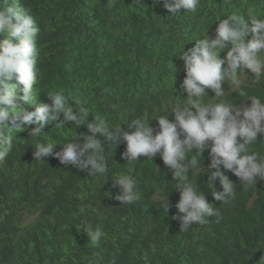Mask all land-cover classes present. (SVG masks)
Masks as SVG:
<instances>
[{
    "label": "trees",
    "instance_id": "16d2710c",
    "mask_svg": "<svg viewBox=\"0 0 264 264\" xmlns=\"http://www.w3.org/2000/svg\"><path fill=\"white\" fill-rule=\"evenodd\" d=\"M10 2L0 0V8ZM20 2L40 27L37 102L51 103L48 94L63 90L70 105L79 99L89 110V120L99 115L125 130L136 118L153 128L160 116L174 119L172 110L187 98L180 88L185 73L178 55L207 32L214 38L221 19L249 7L247 0H200L195 14L182 9L170 15L154 0ZM5 38L0 34V40ZM224 87V97L213 99L208 90L203 102L249 104L248 94L241 97L228 84ZM258 97L264 101L262 94ZM80 133L89 134L86 126L71 123L60 129L48 126L40 137L13 133L12 147L0 162V264H259L264 256V181L258 178L245 190L238 177L225 172L237 194L220 206L207 188L210 157L205 150L189 176L219 207V216L180 232V223L171 218L178 213L180 195L159 155L126 164L122 142L106 153L107 172L97 176L62 165L55 156L34 160L37 142H54V151H60ZM250 147L264 156V142ZM121 174L137 182L140 199L134 204L114 199L119 188H113V180ZM215 187L222 191L218 180ZM167 197L168 213L160 207ZM86 223L103 230L99 246L88 244Z\"/></svg>",
    "mask_w": 264,
    "mask_h": 264
},
{
    "label": "clouds",
    "instance_id": "9594fccd",
    "mask_svg": "<svg viewBox=\"0 0 264 264\" xmlns=\"http://www.w3.org/2000/svg\"><path fill=\"white\" fill-rule=\"evenodd\" d=\"M247 1L248 10L236 11L218 22L214 38L207 32L193 47L184 48L178 55L185 73L180 88L187 98L182 106L172 110L170 115L174 119L160 116L155 119L158 127L153 128L149 121L136 118L127 123L125 130L121 125H109L99 115L89 120V110L79 99L70 105L63 90L48 94L51 103L37 102L40 27L20 0H11L0 8V34L6 37L0 40V162L12 147L14 132L29 131L30 137H40L48 126L55 129L67 123L77 128L86 126L89 134L80 133L64 143L60 151H54L57 148L54 142H37L34 160L55 156L62 165L97 176L107 172L106 153L122 142L126 143V150L121 158L126 164L141 157L153 161L159 155L172 172L180 195L175 205L178 213L171 217L180 223V232L193 225L208 224L209 218L219 216V207L208 202L189 176L198 169V157L205 150L210 157L207 188L214 200L221 202L220 206L229 204L237 194L236 185L225 172L238 177L245 190L256 185L258 178L264 181V156L250 147L264 142L258 141V136H264V101L258 97L264 96V0ZM154 3L162 5L170 15L180 14L182 9L195 14L200 6V0H154ZM177 71L175 66V77ZM225 84L241 97L248 94L249 104L203 102L208 90L214 93L213 99L224 97ZM30 107L34 110L30 111ZM98 135L104 138L103 143ZM81 139L83 143L79 142ZM190 153L194 154L189 156ZM217 180L222 191L215 187ZM112 186L119 188L114 199L122 205L140 199L137 182L130 175H119ZM160 207L169 212L168 197ZM84 232L88 244L99 246L104 235L99 226L86 223ZM259 264H264V256Z\"/></svg>",
    "mask_w": 264,
    "mask_h": 264
}]
</instances>
